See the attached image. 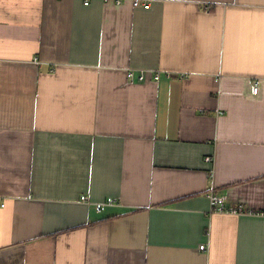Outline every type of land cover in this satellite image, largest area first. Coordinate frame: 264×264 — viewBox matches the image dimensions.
Wrapping results in <instances>:
<instances>
[{
    "label": "crops",
    "instance_id": "0c3cea01",
    "mask_svg": "<svg viewBox=\"0 0 264 264\" xmlns=\"http://www.w3.org/2000/svg\"><path fill=\"white\" fill-rule=\"evenodd\" d=\"M0 264H264V0H0Z\"/></svg>",
    "mask_w": 264,
    "mask_h": 264
},
{
    "label": "built area",
    "instance_id": "2783aa9c",
    "mask_svg": "<svg viewBox=\"0 0 264 264\" xmlns=\"http://www.w3.org/2000/svg\"><path fill=\"white\" fill-rule=\"evenodd\" d=\"M105 2H114L116 5H120L124 1H130L133 7H143L144 9H149L151 6V1L152 0H103ZM83 3L87 5L89 3V0H83ZM144 71L143 70H136V69H131L127 73V77L131 82L134 81H141L144 79ZM156 78H158V73L154 74ZM259 89V86L257 83H255L252 87V93L256 94ZM206 162H212L211 157L207 156L205 158ZM207 198L209 200V206L212 212H217V213H228V214H242L245 213L244 209L240 206H232L229 205L226 202L225 196H221L216 194L213 188L209 189L207 193ZM81 201L90 203L89 199L87 196H81ZM94 209L97 212H100L104 206H121L120 202L116 200V198L113 197H107L101 202H94L92 203ZM200 250H205L206 246L205 244H200L199 246Z\"/></svg>",
    "mask_w": 264,
    "mask_h": 264
}]
</instances>
